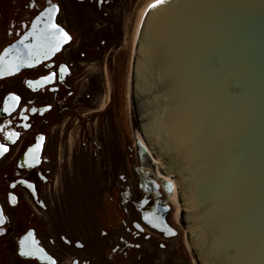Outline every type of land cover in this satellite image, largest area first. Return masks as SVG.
<instances>
[{
	"label": "flooded vegetation",
	"instance_id": "af4514ba",
	"mask_svg": "<svg viewBox=\"0 0 264 264\" xmlns=\"http://www.w3.org/2000/svg\"><path fill=\"white\" fill-rule=\"evenodd\" d=\"M141 2L0 0V60L36 21L44 29L30 35L28 55L40 40L38 53L47 55L0 75V144L7 148L0 149V264H193L163 190L124 174L108 188L88 180L80 192L81 163L58 158L89 123L115 111L126 121L121 80ZM101 91L111 103L103 113L95 100ZM164 223L166 230L155 227Z\"/></svg>",
	"mask_w": 264,
	"mask_h": 264
},
{
	"label": "water",
	"instance_id": "95a60500",
	"mask_svg": "<svg viewBox=\"0 0 264 264\" xmlns=\"http://www.w3.org/2000/svg\"><path fill=\"white\" fill-rule=\"evenodd\" d=\"M140 25L148 61H156L154 72H165L153 84L169 89L179 118L166 141L159 135L153 140L150 132L151 144L138 133L137 141L150 157L167 162L168 155L188 175L175 171L172 178L185 213L196 206L188 182L194 174L204 198L189 219L208 221L203 230L213 237L203 240L206 246H230L227 264H264V0H168L145 11L137 31ZM27 61L11 59L2 73ZM140 155L146 158L143 150ZM186 227L197 234L202 224Z\"/></svg>",
	"mask_w": 264,
	"mask_h": 264
},
{
	"label": "rangeland",
	"instance_id": "374dc122",
	"mask_svg": "<svg viewBox=\"0 0 264 264\" xmlns=\"http://www.w3.org/2000/svg\"><path fill=\"white\" fill-rule=\"evenodd\" d=\"M148 1L142 0V6ZM123 83H125L124 77L121 80L122 86ZM103 93L101 91V96L95 99L99 108L106 103ZM110 116H114L115 118L110 119ZM110 116L101 117L97 122L89 123L87 129L83 130L78 138L76 132H73L68 139V150H64V147H62L63 150H59V162L67 156L70 158V162L82 164V169L76 176L80 192L84 188V172L87 173L93 184L100 186V188H108L106 184L111 180H117L118 175L125 174L133 182L134 177L129 176L130 168L132 175H134L135 168L143 170L147 167L141 163L138 157V146L135 145L134 137L135 123L129 122L127 124L122 121L116 111ZM124 142H126L127 146L130 144L128 150H125ZM160 163V166H163L166 162L160 160ZM159 171L170 175L172 178L175 172L174 170H160V167ZM57 179L59 180V176H57ZM175 181L178 185V179H175ZM181 201L183 202V199ZM184 252L190 258L188 252L186 250ZM182 254L184 255L183 252Z\"/></svg>",
	"mask_w": 264,
	"mask_h": 264
},
{
	"label": "bare ground",
	"instance_id": "6f19581e",
	"mask_svg": "<svg viewBox=\"0 0 264 264\" xmlns=\"http://www.w3.org/2000/svg\"><path fill=\"white\" fill-rule=\"evenodd\" d=\"M166 1H168V0H166ZM153 2H154V0H149L144 6L140 5L139 12H138V15H137V19L144 17L145 11L150 10L149 5L153 4ZM152 8H154V7H151V9ZM136 33H137V20H136V23H135V26H134L133 40H134V38H136ZM132 47H133V43H132ZM127 106H128V102H127ZM136 138H137V140H140V136H137ZM151 161H152L153 166H154L155 171H156L154 173V176L156 178L157 177L161 178V180L168 181L171 184V188H173V194H172V197H170V201H171L172 205L175 207V215L174 216H175V218H178V215L180 214L179 210H180V207H181L180 201H178V185H177L175 179H172V177L170 175L161 173L159 171V167H160L161 163H160V160L158 158H155V157L151 156ZM155 163H157V164H155ZM186 244H187V247L189 248V245H188L187 242H186Z\"/></svg>",
	"mask_w": 264,
	"mask_h": 264
},
{
	"label": "snow or ice",
	"instance_id": "6c2138e0",
	"mask_svg": "<svg viewBox=\"0 0 264 264\" xmlns=\"http://www.w3.org/2000/svg\"><path fill=\"white\" fill-rule=\"evenodd\" d=\"M164 3H165V0H154V2H153V4L151 5V7H157V6L162 5V4H164ZM57 10H58V9H57ZM52 27H53V28H58V26L55 25V24H53ZM59 30L61 31V33L63 34V36H64L66 39H70V37L68 36L67 32H64L63 29H59ZM51 75L54 77L55 74L53 73V74H51ZM44 79L47 80V79H49V77L46 76V77H44ZM16 99L18 100L19 97H16ZM5 111H6V109H5ZM32 111L35 112V111H37V109L33 108ZM41 139H43V137H41ZM0 149H2V150L5 151V152L7 151V148H6L3 144H0ZM0 222H2V214H0Z\"/></svg>",
	"mask_w": 264,
	"mask_h": 264
}]
</instances>
